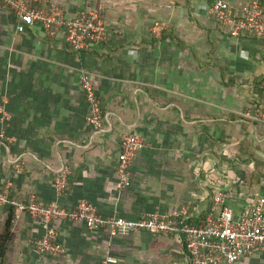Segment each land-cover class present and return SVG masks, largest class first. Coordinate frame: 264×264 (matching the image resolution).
<instances>
[{
  "label": "crops",
  "instance_id": "obj_1",
  "mask_svg": "<svg viewBox=\"0 0 264 264\" xmlns=\"http://www.w3.org/2000/svg\"><path fill=\"white\" fill-rule=\"evenodd\" d=\"M70 18L105 8L107 39L77 53L64 36L40 26L19 33L15 14L0 4V168L14 198L74 208L86 199L105 217L136 220L188 207L193 223L214 199L236 216L264 195V40L232 39L209 14L212 0H49ZM240 2L249 0H233ZM161 28V36L153 28ZM91 74L104 121L89 122L81 85ZM145 147L121 190L122 137ZM71 171L60 195L54 180ZM13 213L9 251L0 264H187L182 237L56 223L62 256L43 255L32 242L45 233L29 215L0 206V235ZM239 264H264V252Z\"/></svg>",
  "mask_w": 264,
  "mask_h": 264
},
{
  "label": "built area",
  "instance_id": "obj_2",
  "mask_svg": "<svg viewBox=\"0 0 264 264\" xmlns=\"http://www.w3.org/2000/svg\"><path fill=\"white\" fill-rule=\"evenodd\" d=\"M264 0L240 2L212 0L210 16L225 28L232 39L253 36L264 40ZM0 4L11 10L19 23L17 30L25 33L40 26L49 37L64 36L67 46L74 52L91 51L107 39L105 8L91 7L74 18L66 10L49 0H0ZM161 28L155 26L153 33L161 36ZM81 85L90 104L88 122L96 129L102 128L104 114L91 74L84 71ZM253 122L264 124L261 109L248 114ZM5 139L4 134H0ZM145 147L144 139L135 134L122 137L121 152L117 167L119 188L124 190L132 183V164L140 150ZM71 171L62 170L54 180L58 195L69 186ZM222 195L214 199L208 214L193 223L188 207L169 214L153 213L131 220L121 216L105 217L88 200H80L74 208H65L58 203L43 204L35 196L14 198L11 185L5 184L0 168V206H7L17 215H29L45 227L44 235L32 242L33 248L43 255L62 256L65 248L59 241L57 222L68 221L82 224L90 230L105 228L112 237L133 232H149L164 237H182L187 254V264H239L244 258L264 252V195L239 216L228 207L219 209L224 203ZM112 256L105 264H117Z\"/></svg>",
  "mask_w": 264,
  "mask_h": 264
},
{
  "label": "trees",
  "instance_id": "obj_3",
  "mask_svg": "<svg viewBox=\"0 0 264 264\" xmlns=\"http://www.w3.org/2000/svg\"><path fill=\"white\" fill-rule=\"evenodd\" d=\"M264 6V2H263ZM13 213H11L6 221L4 231L0 235V262L2 263L9 251L10 243L13 239L12 224H13Z\"/></svg>",
  "mask_w": 264,
  "mask_h": 264
},
{
  "label": "rangeland",
  "instance_id": "obj_4",
  "mask_svg": "<svg viewBox=\"0 0 264 264\" xmlns=\"http://www.w3.org/2000/svg\"><path fill=\"white\" fill-rule=\"evenodd\" d=\"M255 110H257V109H255Z\"/></svg>",
  "mask_w": 264,
  "mask_h": 264
}]
</instances>
